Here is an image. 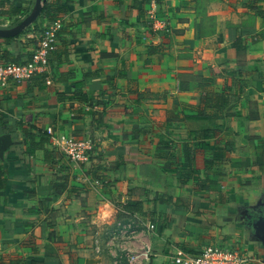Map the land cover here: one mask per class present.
Instances as JSON below:
<instances>
[{
  "label": "crops",
  "instance_id": "0c3cea01",
  "mask_svg": "<svg viewBox=\"0 0 264 264\" xmlns=\"http://www.w3.org/2000/svg\"><path fill=\"white\" fill-rule=\"evenodd\" d=\"M36 1L0 0V29ZM48 1L49 66L0 90V264H113L121 219L153 264L217 244L264 264V0H161L166 30L148 0ZM50 21L0 36V63L29 59ZM50 129L98 138L85 175L107 182L70 171Z\"/></svg>",
  "mask_w": 264,
  "mask_h": 264
},
{
  "label": "built area",
  "instance_id": "2783aa9c",
  "mask_svg": "<svg viewBox=\"0 0 264 264\" xmlns=\"http://www.w3.org/2000/svg\"><path fill=\"white\" fill-rule=\"evenodd\" d=\"M161 0H148L146 14L154 21V27L168 29V21L159 17ZM61 28L60 21L50 22L41 31L38 44L34 47L29 59L22 62L8 61L0 63V90H3L11 80L27 81L37 73L44 71L50 64V55L57 48V36ZM52 143L65 159V165L70 171L83 173V182L101 185L107 182L103 174L91 181L85 175L84 167L93 156L100 154V140L93 136L78 138L66 131L50 129ZM80 178V177H79ZM151 228L153 225H150ZM140 231V223L134 220L119 221L117 228L111 232L107 244L113 248V264H153L152 248L145 243L140 250H132L128 242L135 238ZM100 249L101 241L96 239ZM247 256L244 251L225 245H206L198 251L179 249L173 254L171 264H246Z\"/></svg>",
  "mask_w": 264,
  "mask_h": 264
},
{
  "label": "water",
  "instance_id": "95a60500",
  "mask_svg": "<svg viewBox=\"0 0 264 264\" xmlns=\"http://www.w3.org/2000/svg\"><path fill=\"white\" fill-rule=\"evenodd\" d=\"M45 0H37L36 1V7L34 12L32 13V15L30 17H28L27 19H25L23 21V23L21 24V26L16 29V30H4V29H0V36H8L11 34H15L20 32L24 27L28 26L29 24H31L33 21H35L41 14L42 9H43V2ZM258 230L260 232V236L262 238V240L264 241V223H260L258 225Z\"/></svg>",
  "mask_w": 264,
  "mask_h": 264
},
{
  "label": "trees",
  "instance_id": "16d2710c",
  "mask_svg": "<svg viewBox=\"0 0 264 264\" xmlns=\"http://www.w3.org/2000/svg\"><path fill=\"white\" fill-rule=\"evenodd\" d=\"M41 14L42 15H45V16H48V17H50V22H53V21H57L58 19H54V17L52 16V15H50V7H49V1L48 0H46L45 2H44V4H43V9H42V12H41ZM22 32V31H21ZM19 34V33H18ZM16 62H20V61H17L16 60ZM125 207H126V209H131L132 208V206L131 207H129L128 205H125ZM128 215H123L122 214V217L121 218H123V217H127ZM121 220H123V221H126V219H121Z\"/></svg>",
  "mask_w": 264,
  "mask_h": 264
}]
</instances>
